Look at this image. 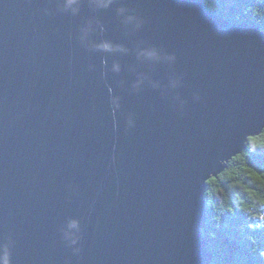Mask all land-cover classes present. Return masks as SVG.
<instances>
[{"label": "water", "instance_id": "1", "mask_svg": "<svg viewBox=\"0 0 264 264\" xmlns=\"http://www.w3.org/2000/svg\"><path fill=\"white\" fill-rule=\"evenodd\" d=\"M203 2L0 0L9 264H211L204 194L264 130V33Z\"/></svg>", "mask_w": 264, "mask_h": 264}, {"label": "trees", "instance_id": "2", "mask_svg": "<svg viewBox=\"0 0 264 264\" xmlns=\"http://www.w3.org/2000/svg\"><path fill=\"white\" fill-rule=\"evenodd\" d=\"M204 6L232 24L256 25L264 33V0H204ZM206 228L211 264H264V130L249 138L215 179L207 181ZM262 215V214H261Z\"/></svg>", "mask_w": 264, "mask_h": 264}, {"label": "clouds", "instance_id": "3", "mask_svg": "<svg viewBox=\"0 0 264 264\" xmlns=\"http://www.w3.org/2000/svg\"><path fill=\"white\" fill-rule=\"evenodd\" d=\"M73 2H74V0H67V5H71ZM99 47L104 48V49H108L109 45L108 44H102V45H99ZM78 227H79L78 222L75 220H72L67 225V228L69 230L65 231L63 233L64 239L67 240L70 245H76V243H77V239L75 238V236L71 230L72 229L78 230ZM78 251H79L78 248H73V252H78ZM0 264H9L8 252H7L6 247L3 251V255L0 256Z\"/></svg>", "mask_w": 264, "mask_h": 264}, {"label": "rangeland", "instance_id": "4", "mask_svg": "<svg viewBox=\"0 0 264 264\" xmlns=\"http://www.w3.org/2000/svg\"><path fill=\"white\" fill-rule=\"evenodd\" d=\"M206 214V213H205ZM262 214V215H261ZM259 214V216H256L254 220L259 224H264V212Z\"/></svg>", "mask_w": 264, "mask_h": 264}]
</instances>
